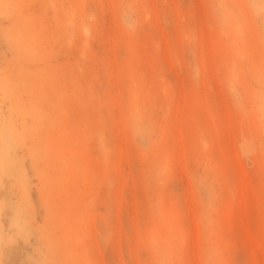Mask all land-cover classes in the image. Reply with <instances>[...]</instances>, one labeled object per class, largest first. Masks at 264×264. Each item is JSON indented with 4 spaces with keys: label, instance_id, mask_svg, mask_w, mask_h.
<instances>
[{
    "label": "rangeland",
    "instance_id": "1",
    "mask_svg": "<svg viewBox=\"0 0 264 264\" xmlns=\"http://www.w3.org/2000/svg\"><path fill=\"white\" fill-rule=\"evenodd\" d=\"M263 258L264 0H0V264Z\"/></svg>",
    "mask_w": 264,
    "mask_h": 264
},
{
    "label": "bare ground",
    "instance_id": "2",
    "mask_svg": "<svg viewBox=\"0 0 264 264\" xmlns=\"http://www.w3.org/2000/svg\"><path fill=\"white\" fill-rule=\"evenodd\" d=\"M252 252H253V250H252ZM262 253V252H261ZM257 256V255H256ZM261 257H263V256H261ZM264 259V258H263ZM261 260H262V258H261ZM261 262H263V261H261ZM262 264V263H261ZM263 264H264V262H263Z\"/></svg>",
    "mask_w": 264,
    "mask_h": 264
}]
</instances>
